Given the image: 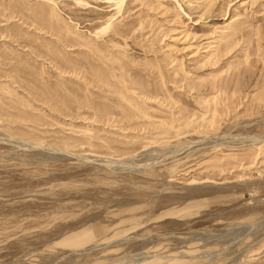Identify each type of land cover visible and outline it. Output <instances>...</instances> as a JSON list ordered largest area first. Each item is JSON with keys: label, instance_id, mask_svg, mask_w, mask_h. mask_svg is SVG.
<instances>
[{"label": "rangeland", "instance_id": "1", "mask_svg": "<svg viewBox=\"0 0 264 264\" xmlns=\"http://www.w3.org/2000/svg\"><path fill=\"white\" fill-rule=\"evenodd\" d=\"M0 264H264V0H0Z\"/></svg>", "mask_w": 264, "mask_h": 264}, {"label": "bare ground", "instance_id": "2", "mask_svg": "<svg viewBox=\"0 0 264 264\" xmlns=\"http://www.w3.org/2000/svg\"><path fill=\"white\" fill-rule=\"evenodd\" d=\"M112 162V161H109V163Z\"/></svg>", "mask_w": 264, "mask_h": 264}]
</instances>
